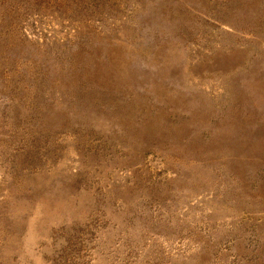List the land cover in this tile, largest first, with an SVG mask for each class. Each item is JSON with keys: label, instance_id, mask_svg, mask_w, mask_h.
<instances>
[{"label": "rangeland", "instance_id": "obj_1", "mask_svg": "<svg viewBox=\"0 0 264 264\" xmlns=\"http://www.w3.org/2000/svg\"><path fill=\"white\" fill-rule=\"evenodd\" d=\"M0 264H264V0H0Z\"/></svg>", "mask_w": 264, "mask_h": 264}]
</instances>
